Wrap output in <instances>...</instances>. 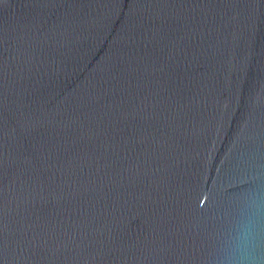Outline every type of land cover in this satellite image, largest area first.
Listing matches in <instances>:
<instances>
[{
  "label": "water",
  "instance_id": "95a60500",
  "mask_svg": "<svg viewBox=\"0 0 264 264\" xmlns=\"http://www.w3.org/2000/svg\"><path fill=\"white\" fill-rule=\"evenodd\" d=\"M264 241V0H0V264H222Z\"/></svg>",
  "mask_w": 264,
  "mask_h": 264
},
{
  "label": "clouds",
  "instance_id": "9594fccd",
  "mask_svg": "<svg viewBox=\"0 0 264 264\" xmlns=\"http://www.w3.org/2000/svg\"><path fill=\"white\" fill-rule=\"evenodd\" d=\"M222 264H264V241L251 222L238 226Z\"/></svg>",
  "mask_w": 264,
  "mask_h": 264
}]
</instances>
